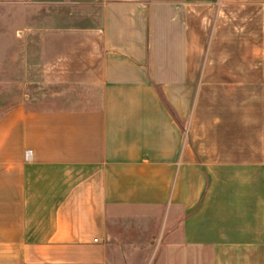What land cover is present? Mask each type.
<instances>
[{"label":"crops","instance_id":"1","mask_svg":"<svg viewBox=\"0 0 264 264\" xmlns=\"http://www.w3.org/2000/svg\"><path fill=\"white\" fill-rule=\"evenodd\" d=\"M0 4V264H264V0Z\"/></svg>","mask_w":264,"mask_h":264},{"label":"rangeland","instance_id":"2","mask_svg":"<svg viewBox=\"0 0 264 264\" xmlns=\"http://www.w3.org/2000/svg\"><path fill=\"white\" fill-rule=\"evenodd\" d=\"M19 16L17 15V9L11 5V4H0V35H3L5 37V43L1 44L0 42V53L3 51H10L11 47L13 45V38L15 36V24L18 22ZM2 45V46H1ZM11 52V51H10ZM1 55V54H0ZM3 61V59L0 56V62ZM12 62L10 63V65ZM39 93H42L44 95L47 94L44 90H38ZM57 93L63 92L62 90L55 91ZM45 96V95H44ZM43 102L40 104L41 107L48 106L49 104H46L45 98H43ZM45 101V102H44Z\"/></svg>","mask_w":264,"mask_h":264},{"label":"built area","instance_id":"3","mask_svg":"<svg viewBox=\"0 0 264 264\" xmlns=\"http://www.w3.org/2000/svg\"><path fill=\"white\" fill-rule=\"evenodd\" d=\"M33 157V152L31 149L26 150V159L30 160Z\"/></svg>","mask_w":264,"mask_h":264}]
</instances>
